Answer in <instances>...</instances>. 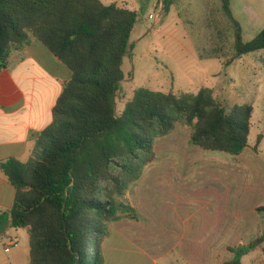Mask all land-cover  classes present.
<instances>
[{"label":"trees","instance_id":"trees-1","mask_svg":"<svg viewBox=\"0 0 264 264\" xmlns=\"http://www.w3.org/2000/svg\"><path fill=\"white\" fill-rule=\"evenodd\" d=\"M221 2L236 27L237 56L263 50L264 28L244 42L231 1ZM172 4L164 0L165 10ZM138 19L137 11L101 0H0V72L14 52L38 39L73 73L32 159L1 164L16 198L0 215V231L8 221L28 228L30 264H103L108 223L122 214L141 218L117 197L141 178L156 159L155 141L177 123L190 126V145L206 151L238 156L249 145L253 107L227 108L207 87L181 95L141 87L117 114L124 59ZM263 243L264 231L247 245L229 247L235 258L227 264Z\"/></svg>","mask_w":264,"mask_h":264},{"label":"rangeland","instance_id":"rangeland-1","mask_svg":"<svg viewBox=\"0 0 264 264\" xmlns=\"http://www.w3.org/2000/svg\"><path fill=\"white\" fill-rule=\"evenodd\" d=\"M101 1L139 14L131 36L133 47L124 59L125 78L116 97L118 115L141 87L177 95L196 94L207 87L227 108L253 107L249 145L240 155L190 145L191 127L177 123L172 132L155 141L156 161L145 166L141 178L117 197L118 203L129 202L136 210L155 206L166 218L165 211L171 206L185 205L188 200L195 221L208 213L211 219L223 217L226 224H239L241 209L243 231L244 227L263 226L264 49L237 56L236 27L224 13L221 0H173L168 11L164 0ZM230 1L243 41L249 42L264 28V0ZM186 187L194 191L192 201L182 191ZM216 191L230 194L226 197L214 194ZM210 192L213 195L205 197ZM256 212L260 215L255 216ZM122 215L118 221L131 219ZM95 247L96 240L92 252ZM259 257H264V248Z\"/></svg>","mask_w":264,"mask_h":264},{"label":"crops","instance_id":"crops-1","mask_svg":"<svg viewBox=\"0 0 264 264\" xmlns=\"http://www.w3.org/2000/svg\"><path fill=\"white\" fill-rule=\"evenodd\" d=\"M72 74L38 39L14 52L7 67L1 70L0 215L13 207L16 198V188L3 173L1 164L10 159L22 162L32 159L36 139L53 122V108ZM182 191L192 201L194 191L187 187ZM214 194L227 197L230 193L216 191ZM210 195L213 192L205 197ZM171 207L165 211L166 218H162L161 209L144 206L137 208L139 220L111 223L102 247L103 264H227L235 258L229 247L247 245L264 231V225L244 227L243 231L241 209L237 216L239 224H226L225 218L211 219L208 213L195 221L188 200L185 205ZM258 215L256 212L255 216ZM13 239L16 245L5 251ZM0 244H3L0 264H30L28 228H14L8 221L0 231ZM262 248L264 243L253 250L259 251L257 255L242 257L236 264H264V257H259Z\"/></svg>","mask_w":264,"mask_h":264},{"label":"built area","instance_id":"built-area-1","mask_svg":"<svg viewBox=\"0 0 264 264\" xmlns=\"http://www.w3.org/2000/svg\"><path fill=\"white\" fill-rule=\"evenodd\" d=\"M156 17H158L157 14H156ZM151 18H155V15L152 14V15H151ZM16 243H17V241H16L15 239L11 240L10 243L6 246L5 251H9L10 247H11L12 245H16Z\"/></svg>","mask_w":264,"mask_h":264}]
</instances>
